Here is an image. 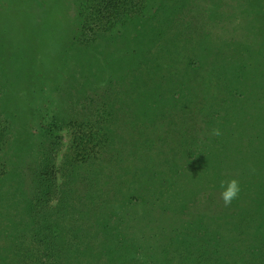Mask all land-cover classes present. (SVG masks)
<instances>
[{
    "label": "trees",
    "instance_id": "16d2710c",
    "mask_svg": "<svg viewBox=\"0 0 264 264\" xmlns=\"http://www.w3.org/2000/svg\"><path fill=\"white\" fill-rule=\"evenodd\" d=\"M69 1L75 14L76 43L89 49L106 40L107 49L114 47L92 59L87 56L80 64L91 96L108 103L109 112L103 126L95 128L88 116L84 120L73 116L64 120L56 113L39 116L31 106L30 116L42 121L37 123L41 144L33 159L30 151H17L11 163H5L11 184H0V223H6L0 233L7 232L0 237V248L7 249L0 264H177L178 244L176 250L170 241L180 230L174 227L175 236L167 235L170 228L165 224L185 221L186 204L193 209L186 222L192 220L191 214L197 216L192 234L202 240L192 243L196 251L186 258L201 251L194 264H221L229 254L226 250L233 251L242 233L231 228L225 238L217 228L229 227L228 220L235 218L240 202L253 200L257 207L264 202V163L251 159L258 153L256 146L261 147L260 138L244 128L250 132L245 140L236 129L252 124L238 107V85L248 71L250 75L260 72L259 64L251 68L240 62L255 58L263 47L262 1ZM163 10V29L185 35L199 51L211 55L213 64L222 60L230 67L228 98L212 118L194 122L191 116L186 122L180 116L185 113L184 105L172 95L176 73L157 80L146 67L149 62L143 63L132 46L133 35L128 29L149 12ZM236 20L238 29L231 36L228 28ZM258 41L261 46L255 48L252 42ZM193 47L185 55L188 64L195 63ZM168 58L174 60L171 55ZM259 81L254 85L258 91ZM13 115L19 118L20 127L11 130L4 120L0 123V157L6 145L22 144L29 130L26 111L13 108L9 116ZM65 122L79 132L73 139V152L65 156L67 175L58 182V177L47 171L46 164L52 159L46 149ZM159 124V129L150 128ZM178 124H182L181 130ZM216 128L219 136L212 135ZM178 133L183 144L180 148L171 140ZM105 159L113 162L104 164ZM118 164L122 175L116 173ZM211 170L216 182L209 186ZM233 178L239 181L240 192L225 206L217 201V193L223 190L222 181L226 187ZM18 203L20 214L13 215L12 206ZM206 211L215 220L222 217L214 228L206 224L201 213ZM252 217L250 214L248 220ZM13 218L23 221L18 230Z\"/></svg>",
    "mask_w": 264,
    "mask_h": 264
},
{
    "label": "rangeland",
    "instance_id": "374dc122",
    "mask_svg": "<svg viewBox=\"0 0 264 264\" xmlns=\"http://www.w3.org/2000/svg\"><path fill=\"white\" fill-rule=\"evenodd\" d=\"M261 1L264 7V0ZM74 17V9L69 0H0V123H3L4 120L6 128L19 130V118H15V115L9 116L10 111L12 112L13 108L18 107L23 112H27L30 120L29 130L23 136V143L17 142L12 146L6 145L3 150L0 157V184L5 183L8 187L11 184V175H6L8 171L6 166L8 165L5 163H11L17 151L21 153L25 150L30 151L31 159L37 156L41 144L38 124H42V121L35 120L30 116L29 109L31 106H34L35 110L39 112V116L40 113L46 116L56 113L64 120L69 116L84 120L88 116L91 118L87 119L91 122V127L95 126V128L100 125L103 126L106 122V112H109V105L103 99H96V97L91 96L83 78L80 64L82 59H87V56L92 59V57L102 55L105 51H111L114 47L107 49L106 40L94 48L84 49V47L79 46L75 40L78 33ZM165 17V10H163L155 13L149 12L144 17L139 18L134 28L128 29L133 35L132 46L138 50L143 63L144 60L149 62V66L146 64L142 66L150 68L157 80L176 73L172 95L174 100L180 99L184 105L185 113L180 116L184 117L186 122L192 118L191 116H194V122L199 119L205 120L207 117L212 118L211 115L214 116V111L219 112L224 107L223 100L228 98L227 90L231 84L228 77L230 67L227 68V63L225 64L222 60L213 64L211 55L199 51L180 32H177L180 34L176 36L163 29ZM243 17L244 19H251L248 15ZM237 23L236 20L232 27L228 28L231 36L234 29H238ZM252 44L255 48L261 46L259 41L257 43L252 42ZM114 45L116 48L119 47L118 42ZM191 46H194L195 59L193 62L195 63L192 64V61H189L191 64H188L185 55ZM262 46L260 53H257L255 58L240 62L241 65L251 68H256L259 64L260 72L250 75V71H248L246 77L243 76L240 85H238L240 88L238 95L241 92L238 107L242 112H245L244 116L249 118L252 124H242L236 129L245 140L250 132L260 138L261 147L256 146L258 153L251 159L254 162L261 161L264 163V40ZM169 55L174 60H169ZM173 62H175L174 66ZM258 81L261 82L259 91L258 86H254ZM254 101L258 104L254 105ZM247 112L251 116L247 115ZM181 126L182 124L176 125L180 130ZM160 127L161 124L150 128L153 130ZM244 128L250 132H244ZM78 132L76 127H70L67 122L60 124L52 141L53 144L46 149L52 159L46 164L47 171L58 177V182L67 175L69 166L64 163L65 156L73 152L75 146L73 139ZM86 132H88V128L84 129V133ZM178 134L171 140L180 148L183 144L182 139H180L181 133ZM42 137L44 138V136ZM245 153V151L242 152V154ZM107 162L113 161L105 159L103 163L106 164ZM104 164H100L101 167ZM118 167L120 168L119 164L116 167V173L122 175L123 171ZM212 172L213 170L207 174V176L210 175L207 179L209 186L216 182V178L212 177L214 174ZM262 177L264 183V176ZM217 194L221 198V192ZM220 198L218 197L217 201L223 203ZM239 206L241 209L236 211L235 218L228 220L227 226L229 227L227 229L225 227L217 228L225 238L231 228H236L242 233L233 251H229L230 248L227 249L226 252L229 254L220 263L264 264V202H260L257 207V203L248 199L240 202ZM187 208L189 209L187 210ZM12 209L16 212L13 215L20 214L19 203L13 205ZM192 210L186 204L183 207L185 221H180L179 224L175 220V222L165 224L170 228L167 235L174 234L175 236L174 227H179L180 230L179 235L170 241V245L176 250L178 244L177 264H194V258L201 253V251L196 252L194 257L186 258L193 249L196 251V246L192 243L202 241L192 234L193 220L197 216L191 214L190 220H192L189 223L186 222ZM201 213L205 216L209 229L217 226V221L222 219L220 217L215 220L207 211ZM250 214L253 217L248 220ZM227 215L230 216L228 213ZM11 220L18 222L17 230L21 222L23 223V221H18L15 218ZM4 224H6L5 220L0 223V227ZM6 234L7 232L0 233V237H4ZM4 250L7 249L0 248V256L6 253Z\"/></svg>",
    "mask_w": 264,
    "mask_h": 264
},
{
    "label": "clouds",
    "instance_id": "9594fccd",
    "mask_svg": "<svg viewBox=\"0 0 264 264\" xmlns=\"http://www.w3.org/2000/svg\"><path fill=\"white\" fill-rule=\"evenodd\" d=\"M220 130L218 128L212 130V135L219 136ZM221 188L223 189L221 192V199L225 206H228L231 204V202L237 198L239 192H240V184L239 181L235 178L228 180L226 182H221Z\"/></svg>",
    "mask_w": 264,
    "mask_h": 264
}]
</instances>
